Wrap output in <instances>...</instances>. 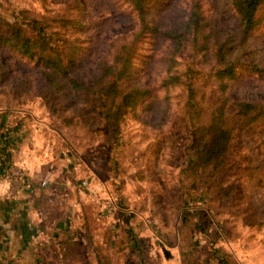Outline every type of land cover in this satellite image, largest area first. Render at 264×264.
<instances>
[{"label": "rangeland", "instance_id": "374dc122", "mask_svg": "<svg viewBox=\"0 0 264 264\" xmlns=\"http://www.w3.org/2000/svg\"><path fill=\"white\" fill-rule=\"evenodd\" d=\"M153 9L158 31L136 40L129 82L149 95L111 126L100 88L140 27L133 6L0 0V31L21 14L37 17L50 55L77 49L71 74L82 84L67 99L27 57L0 51V148L14 139L15 159L25 162L12 163L19 191L36 193L43 224L36 246L13 253L25 259L18 264H216L214 251L264 264V114L249 124L255 111L244 107L264 105V0L244 39L230 0H160ZM218 44L229 46L223 60ZM227 62L236 75L223 87L217 72Z\"/></svg>", "mask_w": 264, "mask_h": 264}, {"label": "trees", "instance_id": "16d2710c", "mask_svg": "<svg viewBox=\"0 0 264 264\" xmlns=\"http://www.w3.org/2000/svg\"><path fill=\"white\" fill-rule=\"evenodd\" d=\"M133 8L136 10L139 21L140 27L139 29L134 32L133 41L130 44H126L124 49H127L126 52H118L116 54V58L114 60L115 64H118L120 61V65L116 67L109 66L107 71L108 73L112 74L113 78L108 85L101 86L100 90L102 91L101 95L104 97L105 107H104V117L106 123L111 126H117L118 120L121 118L122 115L126 114L130 110L135 109L138 103L147 95H149V89L141 88L137 86L131 85L129 82L132 79V61L134 54L136 52L137 46V39L140 36L145 35L148 31L152 32L155 30L154 33H157L158 27L153 22L150 24L149 19L153 15L154 9L156 5H158L160 0H155V6L151 7L153 0H127ZM235 10L236 14L239 18V25L241 28V32L243 35V39L248 35V33L255 28L261 18L257 16V11L260 8V5L263 3V0H230ZM193 12L191 14L190 22L194 23V31L195 35L200 31V22H198L199 26H196V14L198 15L199 5L193 3ZM28 20L27 24L33 29L29 31L26 29L21 21ZM154 21V19H152ZM39 19L37 17L28 16V18L24 17L21 14V17L12 23H6V30L0 31V51L3 49H10L13 51H18L23 56L27 57L31 62L34 63L36 67H40L44 70L42 73L43 78L49 83L53 88L56 87L57 90L67 99H76V88L82 84L73 78L71 74L72 65L75 64L76 61V53L77 49H73L67 55L57 54L56 56L50 55L48 49V41L46 39L47 36L42 35L39 31H36V24L39 23ZM182 34H180L176 39V46L181 42ZM202 37L204 38L205 43L207 39V35L203 34ZM196 39V37L194 38ZM229 46L225 44H218L217 48V58L219 60H223L225 58V54L228 50ZM63 57H66L68 61L64 64L62 62ZM252 69L260 70V68L254 64L253 62H249ZM233 62L225 63L222 68H220L217 72V79L220 81V84L225 87L227 80L235 77L236 72L235 68L233 67ZM45 68L47 71L45 72ZM3 69V68H2ZM42 70V72H43ZM106 71V72H107ZM105 72V73H106ZM7 75L6 69L2 71V80L5 79ZM102 78V77H101ZM100 78V79H101ZM44 81V80H43ZM121 82H125L128 84L126 88H119L121 86ZM163 85L168 87L170 84V80L168 76H165L163 81ZM55 89V88H54ZM189 89V98L192 96L193 90L192 85L188 84ZM73 90V94L71 95V91ZM78 96V95H77ZM245 109H250L251 111L254 110V114L248 119V123L256 122L263 114H264V105L262 104H255V103H246L244 104ZM4 117L1 115V118ZM4 122L2 119V124L0 127L3 126ZM5 134H1L4 137ZM0 136V137H1ZM6 138V137H5ZM7 139V138H6ZM223 139V138H222ZM5 140V142H8ZM222 140L220 139L221 143ZM223 143V142H222ZM129 236L133 240V245L137 249L138 254H141L138 239L133 234V232H129ZM213 260L216 261V264H240L234 257H232L228 253H224L223 257L215 254V251L212 254ZM210 258L208 262H210ZM210 264V263H209Z\"/></svg>", "mask_w": 264, "mask_h": 264}, {"label": "crops", "instance_id": "0c3cea01", "mask_svg": "<svg viewBox=\"0 0 264 264\" xmlns=\"http://www.w3.org/2000/svg\"><path fill=\"white\" fill-rule=\"evenodd\" d=\"M10 141L7 148H0V264H18L25 261L22 258L14 259L13 253L21 257L22 250L36 246L43 225L39 211L36 209V193L33 194L29 189H25L10 196L9 185L1 176L7 165L13 163L24 166L25 164L15 159L17 147L11 148L10 144L14 139L11 138Z\"/></svg>", "mask_w": 264, "mask_h": 264}, {"label": "built area", "instance_id": "2783aa9c", "mask_svg": "<svg viewBox=\"0 0 264 264\" xmlns=\"http://www.w3.org/2000/svg\"><path fill=\"white\" fill-rule=\"evenodd\" d=\"M2 178L8 183L9 185V195L14 196L16 193L19 191L21 187V177L22 174L18 169L15 168L13 164L7 165L2 173H1ZM41 185L44 186L46 185V180L41 181ZM80 186L82 188H89L88 187V182L83 180L80 182Z\"/></svg>", "mask_w": 264, "mask_h": 264}]
</instances>
